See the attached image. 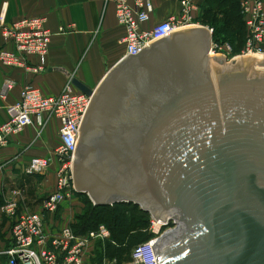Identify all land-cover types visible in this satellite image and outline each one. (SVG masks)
<instances>
[{
  "label": "water",
  "instance_id": "obj_1",
  "mask_svg": "<svg viewBox=\"0 0 264 264\" xmlns=\"http://www.w3.org/2000/svg\"><path fill=\"white\" fill-rule=\"evenodd\" d=\"M205 26L169 32L89 89L75 193L166 228L156 264H264V57L211 55Z\"/></svg>",
  "mask_w": 264,
  "mask_h": 264
},
{
  "label": "built area",
  "instance_id": "obj_2",
  "mask_svg": "<svg viewBox=\"0 0 264 264\" xmlns=\"http://www.w3.org/2000/svg\"><path fill=\"white\" fill-rule=\"evenodd\" d=\"M205 0H179L181 12L167 20L145 28L149 23L154 7L150 0H104V6L113 5L115 18L125 34L121 43L125 55H136L144 46L150 45L163 35L189 26H195L194 15L199 12ZM240 14L246 28L247 37L241 55H264V0H240ZM46 17L22 18L3 26L0 49V64L6 68L20 69L26 73L40 74L46 70V57L53 34L46 27ZM199 25V24H198ZM212 36L214 30L205 26ZM64 34L65 29L59 28ZM211 55H222L230 59L228 45L211 42ZM29 58H36L32 65ZM12 83L5 82L1 97L11 91ZM90 97L75 91L68 81L55 97H46L38 89L27 86L20 94V100L6 108V121L0 125V151L11 136L22 132L26 127L35 126L39 136L51 119L60 123V144L55 150L58 163L56 169V191L42 201L43 213L29 211L20 198H5L0 206V214L10 222V247L0 251L8 264H82L80 254L89 239H106L107 230L103 227L89 232L85 237L76 235L70 227L58 234L45 233V212L54 214L75 193L72 183V151L79 133L78 128ZM51 164L49 158H37L30 162V174H43ZM156 229L162 227L151 221ZM170 223L166 224V227ZM155 239L133 248V264H156L151 245Z\"/></svg>",
  "mask_w": 264,
  "mask_h": 264
},
{
  "label": "crops",
  "instance_id": "obj_3",
  "mask_svg": "<svg viewBox=\"0 0 264 264\" xmlns=\"http://www.w3.org/2000/svg\"><path fill=\"white\" fill-rule=\"evenodd\" d=\"M150 2L154 12L145 28L180 15L179 0ZM32 17H46V27L53 34L46 57V70L31 74L0 64V125L7 119L6 108L20 100L25 87L32 86L46 97H55L69 81L67 76L71 75L93 90L107 71L125 55L121 43L125 31L116 21L113 5L105 7L104 0H0V49L3 46L2 27ZM59 28H64L65 33L60 34ZM29 63L35 65L38 61L29 58ZM5 82L12 83V89L1 97ZM59 128V121L51 119L39 136L37 128L29 126L10 137L8 145L0 151V206L5 198L16 197L29 211L43 213L42 201L56 191L58 163L55 150L60 144ZM37 158L51 160L44 174L28 172L30 162ZM77 198L86 197L72 194L56 213L45 212L47 235L74 227L76 216L82 210ZM10 243V222L0 214V251ZM83 252L84 249L79 257L82 264L85 261Z\"/></svg>",
  "mask_w": 264,
  "mask_h": 264
},
{
  "label": "rangeland",
  "instance_id": "obj_4",
  "mask_svg": "<svg viewBox=\"0 0 264 264\" xmlns=\"http://www.w3.org/2000/svg\"><path fill=\"white\" fill-rule=\"evenodd\" d=\"M216 1L215 5L221 12L217 17L216 23H208L214 30L212 42L219 45H228L231 49L230 57H237L241 54L245 42H243L241 48H238L235 36L223 29V20L228 11L229 3L224 2L219 4L218 0ZM229 1L235 2L236 0ZM204 6L205 4L194 15L192 23L195 26H202V8ZM77 199L82 205V210L76 216L74 229L84 236L88 235L89 232L98 231L101 227L108 232L106 239L88 240L83 252L85 255L84 264H133L131 253L135 246L156 239L165 231L173 228L172 223H170L166 228L156 229L151 224L152 220L148 216L142 215L139 209H133L132 205L95 208L94 205L91 206L87 202V198ZM32 200L31 202H33ZM26 202L30 203L29 200ZM87 230L89 232H86ZM8 247H10V244ZM0 264H8L4 256H0Z\"/></svg>",
  "mask_w": 264,
  "mask_h": 264
},
{
  "label": "trees",
  "instance_id": "obj_5",
  "mask_svg": "<svg viewBox=\"0 0 264 264\" xmlns=\"http://www.w3.org/2000/svg\"><path fill=\"white\" fill-rule=\"evenodd\" d=\"M215 1L216 0H205L204 1L203 5L205 4V6L202 8V17H203L202 23H201L202 26H209L210 27L211 25H208V23L214 24L217 22V17L221 11L215 5ZM224 2L229 3V5H228V11L226 12V14L224 16L223 29L227 30L230 34L235 36L236 45L238 48H241V46L243 45V42H245V40H246L247 32H246V28H245V25L243 22V17L240 14V7H239L240 0H239V2H238V0H236L235 2H231L229 0H218L219 4L224 3ZM201 7H202V4H201ZM201 7H200V9H201ZM238 8H239V11H238ZM74 194L80 195L77 193H74ZM81 196H84V195H81ZM87 202L91 206H93V204L90 202V200L88 198H87ZM116 206H119V205H116ZM109 207H112V206H109ZM95 208H108V207H95ZM74 228L75 227H71L72 231L76 235L82 234L78 230H75ZM86 232H89V231L87 230Z\"/></svg>",
  "mask_w": 264,
  "mask_h": 264
},
{
  "label": "bare ground",
  "instance_id": "obj_6",
  "mask_svg": "<svg viewBox=\"0 0 264 264\" xmlns=\"http://www.w3.org/2000/svg\"><path fill=\"white\" fill-rule=\"evenodd\" d=\"M210 54H213V53L210 52ZM254 56H259V57H254ZM242 57H247V58H250V59H257V58H263L264 55L253 53V54H250V55L243 56V54H242V55L240 54V55L237 56V58H235V59H240V58H242ZM230 58H231V57H230ZM228 60H229V59H228Z\"/></svg>",
  "mask_w": 264,
  "mask_h": 264
}]
</instances>
